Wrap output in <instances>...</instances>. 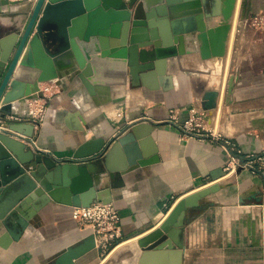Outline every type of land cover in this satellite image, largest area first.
<instances>
[{
    "label": "crops",
    "instance_id": "obj_1",
    "mask_svg": "<svg viewBox=\"0 0 264 264\" xmlns=\"http://www.w3.org/2000/svg\"><path fill=\"white\" fill-rule=\"evenodd\" d=\"M18 1L0 0V12H16L18 6L12 3ZM185 3L181 1L178 6V27L188 35L184 32L196 26L202 8L191 3L184 7ZM222 9L217 0H211L209 11L216 16L204 20L210 33V54L222 50L223 72L218 81L214 76L216 59L204 60L200 51L169 59L166 79L171 80L166 82L156 71L139 72L135 78L113 61L99 64L93 83L73 66L65 77L54 81L64 88L50 101L45 120L37 126L27 123L22 132L13 130V124L12 131L5 134L19 141L18 136L34 127L32 138L40 151L27 148L36 156L49 155L58 164L73 160L96 171L104 167L110 147L130 137L109 163L115 168L131 166L120 178H108L101 191L120 212L123 244L133 240L151 244L178 200L218 185L217 192L188 211L182 236L183 264H264V30L250 27L253 16L264 15V0H236L228 26L221 25ZM12 12L0 14V39L15 30L12 24L18 16ZM165 23L162 28L173 33V22ZM56 30L57 26L50 24L43 35L53 56L60 52ZM198 34L195 32L193 42H185V50L193 46L200 49ZM209 91L218 93L213 110L206 109L205 94ZM192 109L206 112V129L220 138L210 132L202 137L185 135L180 127ZM27 111L23 103L13 113L25 115ZM174 111L178 119H173ZM138 124L141 131L150 134L151 145L146 150L155 149L148 157L143 146L148 140L143 138L145 134L140 138L133 135ZM91 140H102L108 149L75 161L76 151ZM225 140L241 152H228ZM132 150L139 153L134 164L128 156ZM232 156L237 165L227 170ZM36 167V162L27 166L29 176ZM8 171L1 174L0 264H57L68 250L76 251L90 243L92 232L78 226L72 217L74 206L65 199L40 206L29 226L22 229L19 221L25 217L19 213L7 222L17 210L13 203L20 201L24 186L21 178L11 179ZM29 179L34 180L32 176ZM75 264H101L96 246Z\"/></svg>",
    "mask_w": 264,
    "mask_h": 264
},
{
    "label": "water",
    "instance_id": "obj_2",
    "mask_svg": "<svg viewBox=\"0 0 264 264\" xmlns=\"http://www.w3.org/2000/svg\"><path fill=\"white\" fill-rule=\"evenodd\" d=\"M181 1L186 2L184 7L191 3L195 8H202L196 18V26H189L184 32L188 35H183V30L178 27V6ZM217 3L223 8L221 25H230L236 0H217ZM12 5L18 6L19 10L13 12L19 19L12 24L15 30L0 39V111L3 115L12 114L17 105L35 98L40 83L64 77L73 66L61 71L59 64L69 55L74 57L75 67L83 75L86 70L91 72L85 74L93 83L97 81L99 64L113 61H117L125 71L129 70L130 75L135 78L139 72L156 71L160 80L166 82L171 80L166 79V64L169 59L198 51L204 60L216 59L214 75L221 76L223 72L222 50L212 56L208 47L210 33L204 20L216 16L209 11L211 0H21ZM10 12L12 11L7 10L0 14ZM168 20L173 22V33L162 28ZM24 23L26 25L22 27ZM50 24L57 26L59 43L56 47L60 50L57 56L49 53L43 40ZM195 32L199 33L197 39L202 44L200 49L193 46L190 50H185V42H193ZM217 37L221 41L222 32L219 31ZM86 84L90 87L89 83ZM90 89L93 94V89ZM217 96L215 91L205 94L207 110L216 107ZM139 125L141 124L135 125L137 128L132 130L133 135L138 138L145 134ZM26 126L27 124H14L12 129L22 132ZM33 128L25 136L32 138ZM149 135L146 133L143 138L148 139ZM129 138H121L115 142L105 157L104 167L96 171L88 164L75 163L73 160L58 164L49 155L36 156L26 144L0 132V187L1 174L8 170L11 179L21 178L19 182L24 184L20 201L13 203L17 210L7 222L20 214L25 218L19 221V227L22 229L29 226L36 215L35 211L49 200L65 199L74 207H89L95 202L110 203L111 200L105 193H101L102 187L106 186L105 181L108 178H120L122 172L131 165L123 164L115 168L109 163V159L121 146L126 145ZM149 144L151 145L150 139L143 144L147 157L155 152L153 147L150 151L146 150L149 149ZM103 149H108L105 142L91 140L76 151L74 160L92 157ZM128 156L134 164L139 153L132 150ZM32 162L37 164L30 175L34 178L33 182L29 179L30 170L27 168ZM218 190L219 186L213 185L181 198L161 223L157 238L151 244H144V241L139 240L124 243L102 264H183L185 246L182 236L188 211L199 207L204 198ZM22 201L24 202L21 204ZM14 238L17 239V235ZM95 246L93 236L87 246L76 251L68 250L56 263L75 264V260L92 251Z\"/></svg>",
    "mask_w": 264,
    "mask_h": 264
},
{
    "label": "built area",
    "instance_id": "obj_3",
    "mask_svg": "<svg viewBox=\"0 0 264 264\" xmlns=\"http://www.w3.org/2000/svg\"><path fill=\"white\" fill-rule=\"evenodd\" d=\"M250 27L255 30H264V15L253 16L250 20ZM58 86L54 81L40 83L39 89L35 93L36 97L26 100L28 111L25 115L15 113L3 115L0 111V132H11V125L13 124H27L30 122L34 126H37L42 123L48 113L49 108L47 104L54 96ZM172 117L173 119H178L175 111L172 113ZM206 117L205 111L192 109L189 118L181 124L180 128L187 136L202 137L205 135V132H210L212 135V132L206 129ZM212 136L215 137L214 135ZM215 138H220V136H216ZM18 139L34 151H40L34 138L20 135ZM224 146L228 152H241L229 140L224 141ZM236 165V158L232 156L226 168L227 170H232ZM244 166L251 165L245 164ZM72 217L80 228L92 232L96 248L99 251L101 264L108 259L115 249L123 244L121 215L118 208L112 202H95L89 207H74Z\"/></svg>",
    "mask_w": 264,
    "mask_h": 264
},
{
    "label": "bare ground",
    "instance_id": "obj_4",
    "mask_svg": "<svg viewBox=\"0 0 264 264\" xmlns=\"http://www.w3.org/2000/svg\"><path fill=\"white\" fill-rule=\"evenodd\" d=\"M62 60H63V61L60 62V64H59V68H60L61 71L65 70V69H67V68H69V67H71V66H76V61H75L74 57L71 56V55H69L68 57H66V58H64V59H62ZM85 73L89 74V73H91V72H90L89 70H86V71L84 72V74H85ZM87 74H85V75H87ZM87 76H88V75H87Z\"/></svg>",
    "mask_w": 264,
    "mask_h": 264
},
{
    "label": "rangeland",
    "instance_id": "obj_5",
    "mask_svg": "<svg viewBox=\"0 0 264 264\" xmlns=\"http://www.w3.org/2000/svg\"><path fill=\"white\" fill-rule=\"evenodd\" d=\"M59 54H60V52L57 53L56 56L59 55ZM65 76H66V75H65ZM65 76H64V77H65ZM214 76H215V81H218V78H220L222 75H221V76H216V75H214ZM47 83H48V82H47ZM57 84H58L59 86H58V88H57V91L55 90V94H54V96H56L57 94H59L60 91H62L63 88H64V86H63L60 82H57ZM54 96L51 98V100L54 98ZM51 100H50V101H51ZM50 101H49V103H50ZM49 103L47 104L48 106H49ZM157 234H158V231H157Z\"/></svg>",
    "mask_w": 264,
    "mask_h": 264
}]
</instances>
